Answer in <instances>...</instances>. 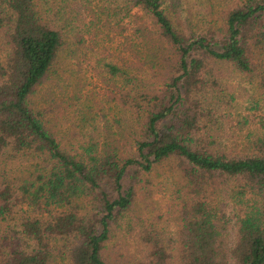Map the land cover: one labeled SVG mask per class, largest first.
<instances>
[{
	"label": "trees",
	"instance_id": "1",
	"mask_svg": "<svg viewBox=\"0 0 264 264\" xmlns=\"http://www.w3.org/2000/svg\"><path fill=\"white\" fill-rule=\"evenodd\" d=\"M81 7L136 26L64 135ZM0 264H264V0H0Z\"/></svg>",
	"mask_w": 264,
	"mask_h": 264
},
{
	"label": "rangeland",
	"instance_id": "2",
	"mask_svg": "<svg viewBox=\"0 0 264 264\" xmlns=\"http://www.w3.org/2000/svg\"><path fill=\"white\" fill-rule=\"evenodd\" d=\"M97 9L96 7L95 12ZM92 10L93 8L81 7L76 20L81 32V41L78 47L74 42V49L71 50L69 57L59 62V70L53 75L54 86L50 88L52 96L49 97V103L53 108L51 115H56L58 128L64 135H70L78 128L82 130L90 128L91 121L103 124L100 117L101 107L107 111L111 104L107 101V96L114 88L111 80L105 78L107 72L103 62L117 53L120 42L124 41L123 34L129 32L131 26H136V21L127 17L124 22L128 28L119 33L120 25H117L114 19L110 21L111 25H104L106 15L96 13L95 17ZM47 85L45 82L42 88ZM242 95L247 96L248 92L243 91ZM244 100L245 97H241V101ZM244 104L245 102L240 110L244 108ZM153 175L156 178L155 183L165 181L163 175L156 173ZM167 183L168 181L165 184ZM163 190L158 189L154 193V198L161 203L166 201L167 197Z\"/></svg>",
	"mask_w": 264,
	"mask_h": 264
}]
</instances>
